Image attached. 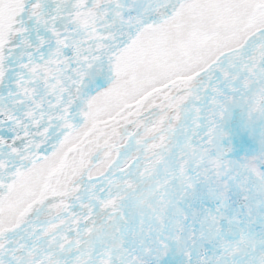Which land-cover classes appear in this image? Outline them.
I'll return each mask as SVG.
<instances>
[{"label": "snow or ice", "instance_id": "1", "mask_svg": "<svg viewBox=\"0 0 264 264\" xmlns=\"http://www.w3.org/2000/svg\"><path fill=\"white\" fill-rule=\"evenodd\" d=\"M234 108L264 121V0H0V264H264V131L230 156ZM165 132L161 214L121 149Z\"/></svg>", "mask_w": 264, "mask_h": 264}, {"label": "bare ground", "instance_id": "2", "mask_svg": "<svg viewBox=\"0 0 264 264\" xmlns=\"http://www.w3.org/2000/svg\"><path fill=\"white\" fill-rule=\"evenodd\" d=\"M259 42H257L258 44ZM248 56L250 58H252L253 61L258 59L257 56V49L255 46H253V48L249 51ZM133 58H131L132 60ZM242 62V58L241 57H237L235 58L232 62L236 63V62ZM129 116L131 117L132 121L134 122L135 126H139L140 125V118L135 114V113H130ZM163 117V122L162 124L159 126L158 129H156V132L159 133L160 129L162 126H167V120L169 119V117H172V119L174 120L176 117L173 116L171 110L165 112L164 115H162ZM130 128H132V130H135V127L133 125H129ZM121 131H124V129H118L117 131L114 132H110L107 133L110 139V141H115L118 142L120 140V136L119 133ZM151 135V133H149ZM173 143V144H171ZM176 146L175 143L172 141V137L170 136V134L168 132H165L164 135L159 136V138L154 139L152 143L147 144L145 146V144H137V143H130L129 145H127L125 148L121 149V158L122 159H129L132 156H135V162L138 164V167L136 168L135 172L137 176L140 175H144V176H161V174L164 176V179L161 181V183L154 188V194H150L148 192H145L143 194L144 196H156L153 201L151 202V204L147 207H154V208H158L159 211H161L166 205H165V200H164V193H163V188L166 186L163 183H165L169 177L168 174L170 175V172H173L171 170V168H175V163H174V154L176 152ZM151 152H153L155 154L154 158H147V155L150 154ZM186 155H187V159L183 160L182 164H181V169L183 168V164L188 163L189 158L188 156H190V154H188V150L185 149ZM159 158L161 163H163V160L167 158V161L165 162L164 165H162L161 163H157L155 162V160ZM152 161L149 164H147V161ZM162 165V166H161ZM161 166V167H160ZM159 173L157 174V168H159ZM172 174H175V172H173ZM171 174V175H172ZM168 185V184H167ZM142 197V198H143Z\"/></svg>", "mask_w": 264, "mask_h": 264}, {"label": "rangeland", "instance_id": "3", "mask_svg": "<svg viewBox=\"0 0 264 264\" xmlns=\"http://www.w3.org/2000/svg\"><path fill=\"white\" fill-rule=\"evenodd\" d=\"M130 60H131V59H130ZM162 122H163V117L160 116L159 119L156 121V129L159 128V126L162 124ZM156 129H155V130H156ZM108 137H110V136H108ZM172 141L174 142L173 139H172ZM171 144H173V143H171ZM154 157H155V154H154L153 152H151L150 154L147 155V158H154ZM166 161H167V158L163 160V163L158 162V159L155 160V162H157V163H161L162 165H164ZM150 162H152V161H150V160L147 161V164H149ZM162 165H161V166H162ZM161 166H160V167H161ZM160 167H159V169H160ZM153 180H154V179H153ZM155 181H156V180H155ZM155 181H154V182H155ZM168 182H169V179H168ZM148 198H149V197H148ZM148 198H144V199H143V205H144V206H146L147 204H149V203L151 202V200L153 199L152 197H150L149 199H148Z\"/></svg>", "mask_w": 264, "mask_h": 264}]
</instances>
